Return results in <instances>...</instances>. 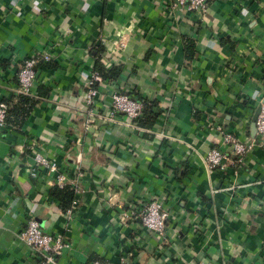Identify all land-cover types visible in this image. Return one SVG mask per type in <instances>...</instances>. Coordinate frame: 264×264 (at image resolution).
I'll return each instance as SVG.
<instances>
[{
  "label": "crops",
  "instance_id": "crops-1",
  "mask_svg": "<svg viewBox=\"0 0 264 264\" xmlns=\"http://www.w3.org/2000/svg\"><path fill=\"white\" fill-rule=\"evenodd\" d=\"M182 37L194 42L190 60ZM97 44L102 66L120 71L97 82L85 106ZM41 51L51 58L35 68L36 102L0 129V264H36L17 238L28 216L70 243L56 264H264V146L234 164L220 143V131L254 136L250 118L264 101V0H209L202 16L168 0H0V100L8 108L19 64ZM112 91L154 100L157 117L147 129L121 113L107 117ZM212 147L230 157L223 168L203 165ZM36 151L56 171L35 168ZM58 173L78 188L69 216L49 195ZM150 200L167 212L164 239L119 218Z\"/></svg>",
  "mask_w": 264,
  "mask_h": 264
},
{
  "label": "built area",
  "instance_id": "built-area-1",
  "mask_svg": "<svg viewBox=\"0 0 264 264\" xmlns=\"http://www.w3.org/2000/svg\"><path fill=\"white\" fill-rule=\"evenodd\" d=\"M172 7H178L185 11H191L197 16H202L206 10L209 0H168ZM51 56L46 51L32 54L21 61L16 73V86L14 92L16 95H31V86L35 77V68L40 62H48ZM101 81L100 75L91 71L89 77L84 84L83 103L89 106L93 103V99L97 94L95 84ZM7 104L0 100V129L5 125ZM142 102L133 99L127 94L112 91L109 100V109L107 117L111 118L115 113H121L135 127H137L136 119L141 115ZM88 121H92L88 118ZM219 129V128H218ZM254 136L248 141H240L233 134L220 131V143L229 147L232 155V163H240L245 153L254 145L264 146V101L259 103V111L254 120ZM33 166L35 168L42 167L47 171H56V163L45 158L38 151L33 153ZM230 157L218 148H210L202 157L203 165L206 169L223 168L224 163L229 161ZM31 175H34L32 170ZM55 183L58 187L67 184L65 177L58 173L55 176ZM70 185L75 193L78 191L76 184L72 181ZM72 205L64 210V214L69 216L72 211ZM167 212L162 208L157 200H150L140 208L130 207L119 214L121 220L127 218H135L140 225L146 230L155 233L161 239L165 238L164 223ZM17 238L23 242L30 251L32 257L36 260V264H56V258L70 249V243L60 233L43 232L39 223L32 216H28L23 227L17 233ZM90 264H108L104 260H92Z\"/></svg>",
  "mask_w": 264,
  "mask_h": 264
},
{
  "label": "trees",
  "instance_id": "trees-1",
  "mask_svg": "<svg viewBox=\"0 0 264 264\" xmlns=\"http://www.w3.org/2000/svg\"><path fill=\"white\" fill-rule=\"evenodd\" d=\"M182 39L185 58L190 60L194 55V42L188 37H182ZM91 51L93 52L95 58L92 70L97 72L101 79L115 78L118 75L120 68L112 66L111 68L106 69L99 62V54L102 51V46L98 44L92 46ZM36 99V97L29 95H17L15 103L10 108L7 107L5 121L9 114L16 116L19 120L25 117L29 113L32 105L36 102ZM136 100H140L142 102L141 115L136 119V123L139 127L147 129L158 115L156 103L154 100L147 101L141 98H137ZM49 195L58 201L59 208L62 212H64L66 208H69L75 199V191L68 184L63 185L62 187H58L56 185L53 186L49 191Z\"/></svg>",
  "mask_w": 264,
  "mask_h": 264
},
{
  "label": "water",
  "instance_id": "water-1",
  "mask_svg": "<svg viewBox=\"0 0 264 264\" xmlns=\"http://www.w3.org/2000/svg\"><path fill=\"white\" fill-rule=\"evenodd\" d=\"M258 111H259V105L254 109L252 116L250 118V130L252 133H254V130H255L254 129V120H255V117H256Z\"/></svg>",
  "mask_w": 264,
  "mask_h": 264
},
{
  "label": "rangeland",
  "instance_id": "rangeland-1",
  "mask_svg": "<svg viewBox=\"0 0 264 264\" xmlns=\"http://www.w3.org/2000/svg\"><path fill=\"white\" fill-rule=\"evenodd\" d=\"M138 208H140V207H138Z\"/></svg>",
  "mask_w": 264,
  "mask_h": 264
}]
</instances>
